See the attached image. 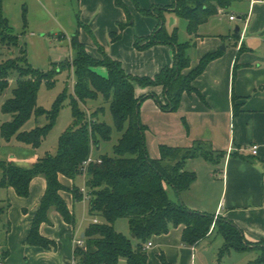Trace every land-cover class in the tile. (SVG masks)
<instances>
[{"label": "trees", "instance_id": "obj_1", "mask_svg": "<svg viewBox=\"0 0 264 264\" xmlns=\"http://www.w3.org/2000/svg\"><path fill=\"white\" fill-rule=\"evenodd\" d=\"M136 9L144 15L157 19V26L150 35L136 37L134 46L145 50L157 44L173 48V64L161 69L155 76H138L127 73L121 61L112 58L98 44L101 58L92 56L79 38V28L88 25L78 19V29L71 37L75 50L72 60L60 64L52 71H40L30 65L26 49L21 56L0 62V92L10 85L13 71L18 72L12 96L3 104V111L11 119L3 122L2 135L10 141L16 137L33 148H38L53 128L64 101L69 98L73 120L61 134L55 153L39 157L32 165L25 167L14 160H0V186L13 187L21 197L30 194L31 182L35 177L46 179L47 187L38 210L32 220L27 243L43 249H51L56 243L42 235L41 225L50 223L49 212L55 208L69 223L75 224V214L61 195L66 186L60 175L75 179L85 175L86 193L74 185L71 193L75 201L88 195L92 221L85 229L83 245L75 246L74 259L80 264H118L125 258L128 264H150L147 244L154 236L168 233L171 227L184 225L181 240L193 246L206 238L215 229L224 239L220 255L232 250L246 251L250 248L243 231L230 219L215 214L190 209L183 202L170 197L172 188L179 196L187 191L196 179L194 171L186 169V162L199 155L208 156V142L197 141L192 147L160 146V157L150 156L147 143V125L141 120V105L148 97H154L165 111H177L184 93L196 92L194 80L207 68L209 63L221 56V51L205 54L196 67L191 68L189 41H180L176 30L168 32L165 25L167 12H175L187 20V31L198 36L199 27L221 10L228 9L236 0H173L171 5H154L150 9L140 7L138 0H131ZM127 16L118 24L119 30L111 33V39L121 38L124 29L133 23L134 16L124 0H115ZM237 36L239 34H236ZM0 39L7 45H18V35L2 13L0 0ZM243 49V47H241ZM107 70L106 74L98 71ZM69 70L74 73L73 91L65 90L55 100L51 109L38 105L41 85L54 84L56 74ZM162 86L164 99L156 94L137 97L135 85ZM103 97L113 116L114 125L121 136L113 146L112 154H100L85 167L84 162L93 157L102 142L112 138L113 127L101 118L106 107L101 105L92 112L85 108L89 100ZM45 115L47 123L31 130H23L25 123L33 116ZM119 218H127L132 239L115 229ZM261 250L260 255L250 264H264V242L254 244ZM8 252L0 253L2 260ZM159 258L163 264H173L163 252Z\"/></svg>", "mask_w": 264, "mask_h": 264}, {"label": "crops", "instance_id": "obj_2", "mask_svg": "<svg viewBox=\"0 0 264 264\" xmlns=\"http://www.w3.org/2000/svg\"><path fill=\"white\" fill-rule=\"evenodd\" d=\"M124 1L133 14L134 20L124 29L121 38L113 41L111 33L119 30L120 22L126 21L125 11L115 4V0H78V19L88 25L92 31L91 33L87 28L80 27L79 38L92 56L102 57L97 44L99 43L112 58L121 61L127 73L153 77L162 68L173 64V48L167 44H157L145 50H138L134 46L135 38L150 35L158 22L155 17L139 12L131 0ZM261 1L251 0V6ZM138 2L140 7L150 9L154 5H171L173 0H138ZM43 10L41 7L40 12L42 13ZM226 10H221L219 13L223 11L226 13ZM231 15L233 14L229 15V20L236 21V17L234 20L230 19ZM248 17L245 16L246 19ZM212 18L199 27L198 36H196L199 47L189 51L191 68L196 67L200 59L209 51H215L216 45L213 42L210 43L209 36L203 31L205 30L203 26L208 24ZM77 29L78 27L76 30L69 29L71 37ZM242 30L240 28V32L236 33H241L240 37ZM216 44L218 45L219 42L216 41ZM238 50L243 49L238 47ZM257 59L251 63L248 58H242L239 62L237 53L232 50L211 61L205 71L193 82L197 91L184 93L177 111L170 112L161 109L154 97H148L141 105V120L148 127L146 143L151 157H160L161 145L188 148L197 141L208 142L209 146L206 148L208 156L199 155L186 162V169L189 168L188 170L196 173L195 181L187 191L179 196L174 193V197L171 198L183 202L190 209L232 220L243 231L250 245V248L244 251L245 253L237 255V261L243 258L245 264L257 259L261 253V250L254 247V244L264 242V67L256 64L261 58ZM98 70L104 74L107 73L104 67H99ZM152 93L161 100L164 99L162 86L135 85L137 97ZM102 101L104 103V99ZM101 105H106V103ZM87 106H89L88 103ZM89 107L92 108V106ZM97 107L99 106L92 109L95 110ZM253 144L259 145L257 154H252L250 151V146ZM29 149L35 150L31 146ZM100 154L104 153H97L95 150L93 157L97 158ZM216 157L220 158L218 162ZM38 158L32 155L19 160L11 156L10 160L28 167ZM82 176L83 186H85L86 177ZM60 180L67 187L66 190L61 191V195L75 214V204L79 201H75L70 190L75 185V179L60 175ZM46 187V179L38 176L32 180L30 194L27 197L19 196L13 187L6 188L13 197L15 196V200L20 201L25 207V213L29 214L24 219L21 231V237L24 240H27L32 220L45 194ZM83 201L88 202V198H84ZM6 205L8 211L10 204L7 202ZM49 217L51 222L41 225V233L53 240L56 246L51 249L30 246L39 253L46 251L57 254L58 242L51 227L55 224H66L70 226L71 236L73 235L72 260L62 264H71L75 250V224L67 223L55 208L50 210ZM11 227L10 221L4 225L7 235L11 232ZM85 229L84 227L77 229L81 238L85 236ZM183 229L184 225L171 227L168 233L152 238L161 245L158 258L161 252L165 254L164 251L169 245L167 238L173 232L175 245L179 250L191 255L190 264H196V259L200 256L198 247L200 242L212 238L215 229H212L206 238L193 246L182 242ZM222 244L223 237L217 246ZM152 246L151 243L149 248ZM2 252H8L4 260L5 264H21L17 259H10L11 252L8 244L4 246L0 244V253ZM166 258L173 264H186L180 258L170 256Z\"/></svg>", "mask_w": 264, "mask_h": 264}, {"label": "rangeland", "instance_id": "obj_3", "mask_svg": "<svg viewBox=\"0 0 264 264\" xmlns=\"http://www.w3.org/2000/svg\"><path fill=\"white\" fill-rule=\"evenodd\" d=\"M41 7L44 9L42 13L40 12ZM2 13L9 20L14 33L18 35L19 44L9 46L0 39V62L9 58H18L21 56L22 48L26 49V56L30 65L45 72L52 71L58 65L74 58L75 50L71 45L69 29L76 30L78 27V0H2ZM230 14L236 17V21L229 20ZM245 16H249L248 19ZM62 25H65V27H62ZM165 25L168 32L177 31L180 41L191 43L189 51L199 47L197 37L189 35L187 32V20L185 18L175 12H167ZM236 25L243 29L241 37V33L237 36L234 32ZM203 27L205 29L203 31L209 36L210 43L213 42L216 45L215 51L220 50L221 55L234 50L237 57H239V62L242 58H248L251 63L258 60L257 58H261L256 64L264 67V3L262 1L251 6V0H236L226 10V13L223 11L216 14ZM216 41L219 42L218 45ZM223 46L225 49H222ZM238 47L239 49L243 47V50H238ZM17 77L18 72L15 70L11 75L9 87L4 92H0V160H9L11 156L20 160V158L24 159L32 155L42 157L47 153H55L61 134L71 125L73 120L69 98L64 101V106L61 108L53 128L42 144L35 150L29 149L28 145L19 141L16 137L11 138L10 141L3 137L1 126L3 122L11 119V115L3 111V104L7 98L12 96ZM54 78L53 85L43 83L38 93V105L48 110L51 109L55 100L65 90L71 93L75 84L74 73L69 70L56 74ZM102 100V97L98 100H89L88 105L92 108L100 106L104 104ZM89 106L86 105L85 108L87 111L92 112L93 109ZM105 107L106 112L101 115V118L113 127L112 138L109 141L102 142L96 152L112 154L113 146L118 141L120 132L117 131L114 125L109 106L106 104ZM46 123L47 118L45 115H33L25 123L23 130H31L37 126H44ZM31 153L32 155H30ZM216 159L218 162L220 158L216 157ZM1 176L2 172L0 170V178ZM83 184V176L78 175L75 178V185L81 188ZM168 193L170 197H174L175 192L172 188H169ZM15 199V196L13 197L8 189L0 186V244L3 246L5 244L9 245L10 259H17L21 264H62L63 262H71L73 235L71 236L70 226L55 224L51 227L52 233L58 242L57 254L46 251L39 253L21 237L24 219L29 214L25 213L26 209L20 201ZM7 202L10 204L8 211L5 207ZM75 216V239H80V233L77 232V229L80 227L85 229L92 221H95L89 214L88 202L82 200L75 204ZM9 221L12 227L11 232L7 235L4 225H7ZM115 229L131 238L134 245L137 244V239L132 235L127 218H119L115 222ZM221 237L215 231L212 238L200 242L198 246L200 256L197 257L196 264H245L243 258L237 261V255L245 253L244 251L232 250L227 255H220L224 239L221 246L218 247L217 243H219ZM167 239L169 245L164 251L166 257L180 258L183 263L190 264L191 255L178 249L174 242L173 232ZM151 243L153 246L148 249L149 263L161 264L158 258L161 245L155 239H152ZM0 260L5 263L1 257ZM118 264L128 263L125 258H121Z\"/></svg>", "mask_w": 264, "mask_h": 264}, {"label": "built area", "instance_id": "obj_4", "mask_svg": "<svg viewBox=\"0 0 264 264\" xmlns=\"http://www.w3.org/2000/svg\"><path fill=\"white\" fill-rule=\"evenodd\" d=\"M262 1H264V0H262ZM230 19H232V20H234L235 19V16L234 15H231L230 16ZM258 150H259V145L258 144H253V145H251L250 146V151L252 152V154H257L258 153ZM93 160H95V158L94 157H89L85 162H84V166L86 167L87 165H88V163H90L91 161H93ZM82 191L84 192V193H86V188H85V186L82 188ZM85 198H88V195H85ZM95 221H97L96 219H95ZM74 243H75V246H77V245H83V239L82 238H80V239H75L74 240ZM151 246V242H149L148 244H147V248H149ZM0 264H5V263H3V262H1V260H0ZM71 264H80L79 262H77L75 259H73V261H72V263Z\"/></svg>", "mask_w": 264, "mask_h": 264}, {"label": "water", "instance_id": "obj_5", "mask_svg": "<svg viewBox=\"0 0 264 264\" xmlns=\"http://www.w3.org/2000/svg\"><path fill=\"white\" fill-rule=\"evenodd\" d=\"M239 32H240V27L237 26V27H236V33H239ZM222 49H225V47L223 46Z\"/></svg>", "mask_w": 264, "mask_h": 264}]
</instances>
